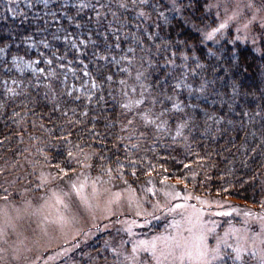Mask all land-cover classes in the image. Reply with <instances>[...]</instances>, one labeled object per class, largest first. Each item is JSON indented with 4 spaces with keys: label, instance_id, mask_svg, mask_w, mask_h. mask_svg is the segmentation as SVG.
<instances>
[{
    "label": "trees",
    "instance_id": "1",
    "mask_svg": "<svg viewBox=\"0 0 264 264\" xmlns=\"http://www.w3.org/2000/svg\"><path fill=\"white\" fill-rule=\"evenodd\" d=\"M166 9L164 0H0V195L29 179L24 158L67 177L88 152L97 170L135 183L163 176L259 204L264 39L261 53L201 45L181 60L186 30Z\"/></svg>",
    "mask_w": 264,
    "mask_h": 264
},
{
    "label": "rangeland",
    "instance_id": "2",
    "mask_svg": "<svg viewBox=\"0 0 264 264\" xmlns=\"http://www.w3.org/2000/svg\"><path fill=\"white\" fill-rule=\"evenodd\" d=\"M164 2L186 30L180 59L201 45L239 43L261 53L264 0H176L175 10L172 0ZM91 157L86 152L67 177L45 161L20 162L29 179L10 180L0 195V264H264V170L254 205L163 176L135 183L97 170ZM73 184L83 185L79 194ZM212 248L221 258H212Z\"/></svg>",
    "mask_w": 264,
    "mask_h": 264
},
{
    "label": "snow or ice",
    "instance_id": "3",
    "mask_svg": "<svg viewBox=\"0 0 264 264\" xmlns=\"http://www.w3.org/2000/svg\"><path fill=\"white\" fill-rule=\"evenodd\" d=\"M196 2H197V0H188V5L187 6H191L192 4H194ZM172 4H173V9L174 10L178 8V5L176 3V0H172ZM254 18L255 17H253V19ZM224 27H225V24L222 23V24L219 25L218 28H213L210 32H207L204 35V39H208V40L212 39L213 36L216 33H218L221 29H223ZM244 27L246 28L247 25H245ZM260 38L261 39H264V25L261 26V37ZM255 41H256V37L253 38V43H255ZM136 103H139V101H136ZM125 107H127V105H125ZM175 107H177V106L175 104H173V108H175ZM69 155H71V153H69ZM82 187H83V185H80L79 188L75 184L72 185V188L75 189V190H77V194H79V189L82 188ZM228 247H231V246L229 245ZM209 251L213 254V256H212L213 259H219V258H221L220 257V251H219L218 248H212ZM225 255H227V254H225ZM233 259L239 260L240 259L239 254L237 253V255L235 257H233Z\"/></svg>",
    "mask_w": 264,
    "mask_h": 264
}]
</instances>
